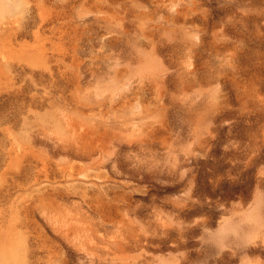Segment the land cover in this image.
<instances>
[{"label": "rangeland", "instance_id": "1", "mask_svg": "<svg viewBox=\"0 0 264 264\" xmlns=\"http://www.w3.org/2000/svg\"><path fill=\"white\" fill-rule=\"evenodd\" d=\"M0 264H264V0H0Z\"/></svg>", "mask_w": 264, "mask_h": 264}]
</instances>
